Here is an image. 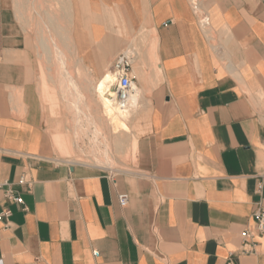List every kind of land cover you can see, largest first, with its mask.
<instances>
[{"label": "crops", "instance_id": "1", "mask_svg": "<svg viewBox=\"0 0 264 264\" xmlns=\"http://www.w3.org/2000/svg\"><path fill=\"white\" fill-rule=\"evenodd\" d=\"M198 5L0 0V207L12 210L2 264H264V236L241 253L264 207V8ZM55 36L61 46L48 45ZM121 53L147 120L137 169L49 157L41 72L48 86L83 88L76 99L58 90L60 102H94L86 89Z\"/></svg>", "mask_w": 264, "mask_h": 264}, {"label": "rangeland", "instance_id": "2", "mask_svg": "<svg viewBox=\"0 0 264 264\" xmlns=\"http://www.w3.org/2000/svg\"><path fill=\"white\" fill-rule=\"evenodd\" d=\"M54 10L57 11V7H54ZM48 45L61 46V40L55 36L54 39L48 40ZM42 57L41 62H47L46 56ZM57 58L58 55H55L53 61L58 62ZM68 61L73 63L76 59L70 56ZM41 73L42 86L39 92L44 100L45 127L51 147L47 155L59 160L96 165L109 170L112 174L135 171L137 150L133 146V141L145 132L147 121L141 107L131 111L132 114L128 119L130 130H117L112 119L106 116L94 86L91 90L87 88L86 91L87 96L90 92L95 95L96 101L62 103L58 90L76 99L78 95H82L83 88L77 84V89L74 81L60 87L48 86L44 72ZM73 73L70 71V74ZM64 97L68 96L64 95Z\"/></svg>", "mask_w": 264, "mask_h": 264}, {"label": "built area", "instance_id": "3", "mask_svg": "<svg viewBox=\"0 0 264 264\" xmlns=\"http://www.w3.org/2000/svg\"><path fill=\"white\" fill-rule=\"evenodd\" d=\"M193 4V8L198 12L199 5L198 0H191ZM264 8V0H259ZM200 22L203 26L207 25V20L204 14L199 12ZM132 67V58L130 55L126 53H121L113 62L111 67V72L114 74L116 80L113 86L114 95H111L109 92L107 94L114 100L115 103H118L120 106H125L128 104L129 99L135 92V85L133 83V79L130 75ZM22 183L26 182L24 176H22ZM7 183L2 182L0 180V189H2ZM262 183H260V187ZM5 196L7 200L17 203L18 205L25 206V202L22 196L17 194L13 189H6ZM119 203L121 206H126L128 202V196L125 193L119 194L118 196ZM12 215L11 208L4 206L0 207V221L6 222L8 224L10 222V217ZM255 218V228L254 229H245L242 233L243 236V244L241 247V253H251L255 252L256 236H264V207L258 208L254 212ZM95 255H98V251H94ZM0 264H2V260L0 259ZM227 264H235L233 257H229Z\"/></svg>", "mask_w": 264, "mask_h": 264}, {"label": "bare ground", "instance_id": "4", "mask_svg": "<svg viewBox=\"0 0 264 264\" xmlns=\"http://www.w3.org/2000/svg\"><path fill=\"white\" fill-rule=\"evenodd\" d=\"M114 74L108 70L105 72L98 82L95 90L96 94L101 100L102 108L106 113L108 118L112 119V123L117 130H130V126L128 124V119L131 116V111L139 108L141 104L139 103V89L136 87L135 93L131 96L128 101V104L125 106H120L118 103H115L114 100L107 94L109 92L111 95H114V83H115ZM138 139L135 138L133 141V146L137 150Z\"/></svg>", "mask_w": 264, "mask_h": 264}]
</instances>
